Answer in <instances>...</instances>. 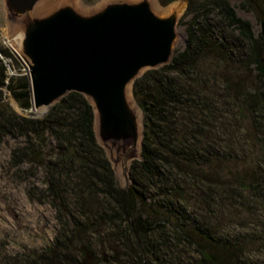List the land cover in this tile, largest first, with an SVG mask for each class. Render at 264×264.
<instances>
[{
  "label": "trees",
  "instance_id": "trees-1",
  "mask_svg": "<svg viewBox=\"0 0 264 264\" xmlns=\"http://www.w3.org/2000/svg\"><path fill=\"white\" fill-rule=\"evenodd\" d=\"M188 2L193 19L185 48L132 86L143 135L127 188L96 139L93 106L83 93L69 92L41 117L12 109L4 88L29 109L30 79L8 74L5 60L19 64L0 46V144L15 141L12 177L26 183L30 200L51 206L58 224L52 245L29 255V264H250L249 238L264 244V227L257 234L248 224L255 212L232 228L236 233L225 232L220 218L234 223L239 209L252 204L264 211V169L228 168L234 145L260 142L264 128V39L229 0ZM217 19L231 38L221 36ZM251 65L259 86L243 79ZM243 120L252 132L242 137Z\"/></svg>",
  "mask_w": 264,
  "mask_h": 264
},
{
  "label": "water",
  "instance_id": "water-1",
  "mask_svg": "<svg viewBox=\"0 0 264 264\" xmlns=\"http://www.w3.org/2000/svg\"><path fill=\"white\" fill-rule=\"evenodd\" d=\"M39 1L7 4L17 15L34 11ZM177 12L158 16L142 0L111 3L90 16L61 7L35 17L22 40V56L30 60L32 109L44 113L69 92L78 91L97 109L102 131L125 133L136 141V117L125 88L133 86L142 69L168 63ZM260 26L264 39V19Z\"/></svg>",
  "mask_w": 264,
  "mask_h": 264
},
{
  "label": "rangeland",
  "instance_id": "rangeland-1",
  "mask_svg": "<svg viewBox=\"0 0 264 264\" xmlns=\"http://www.w3.org/2000/svg\"><path fill=\"white\" fill-rule=\"evenodd\" d=\"M41 1L43 0H40L39 2ZM139 1L142 0L136 2ZM147 1L150 5H152V3L156 4L159 8L178 7L175 38L172 44L171 56L168 61L170 62L171 58L179 51L183 50L187 43V30L193 19V14L188 12L189 2L188 0H174L167 5H162L160 0ZM198 1L200 2L201 0ZM119 2L135 3L132 0H73L74 5L80 6L83 10L87 11L86 14L100 12L104 10L108 4ZM229 2L234 7L237 15L249 20L255 34H259L261 31L260 21L262 20L260 15H264V6L262 5L261 8L259 7L258 9H255L250 5H243V0H229ZM52 11L49 12L51 13ZM34 13L35 9L34 11L16 15L8 7L7 0H0V46L7 48L19 64L17 65L12 59L5 60L8 63L7 70L9 75H17L19 72L28 74L30 60L20 55L13 47V44L16 43V39L23 40L26 29L34 21ZM48 13L45 12L44 14L46 15ZM158 16L161 15L159 14ZM216 21L217 24H219V30L222 34L221 36L231 38L229 37V29L223 25V23L220 24L221 22H219V19ZM19 34L22 35V38H19ZM232 53L233 57L235 56L237 59L240 57L238 50H234ZM251 68L252 73H249L248 75L242 74L244 77L243 79L249 86H259L256 80L257 71L254 69V65H251ZM148 69L150 68H144L142 69V72L144 73ZM129 89L132 103L131 108L134 111L137 122L138 137L136 141H134L133 136L126 137L125 133L119 135L118 133L114 134L112 132L102 131L101 117L97 112V109L95 108L94 110L93 107L96 139L104 148L105 153L113 166L118 184L123 188H127L131 182L129 177L131 162L134 159L141 157V140L143 133V112L133 96L132 86ZM4 92L5 101L12 107V109H14V111L21 115L41 117L51 108V106L46 108V112L44 113H41L43 110L36 111L33 110L32 107L24 109L6 88H4ZM91 104L93 106V103ZM238 124L242 137L251 134L250 132L252 131L250 124L246 120L239 121ZM246 141L242 140L240 143L237 142L234 145L236 150L233 154V158L230 156L232 160L228 162V168L236 171L240 170L242 173H246V171H249L252 168L257 171L263 170L264 128L262 127L259 131L260 142L252 143V141ZM15 144L14 140H9L7 143L0 144V264H3L1 261H4V259L7 262H16V264H29V260L27 259L28 256L34 251L42 252L52 245L53 239L58 231V224L54 216V210L51 206L30 200L26 192V183L18 182L12 177V170L9 168L8 161L10 150ZM234 158L236 160H234ZM230 172L232 171H228V173L226 172V175L233 178ZM40 179L42 180V176H40ZM253 212H255L257 216L250 217V213ZM247 216H249L251 220L248 222V224L250 223L249 227L255 229L254 231L258 234V230H261V226L264 227V225H262V222L264 221V211L255 208L254 204L250 205L249 209H239L238 217L236 216V221H234V223L229 222L228 218L230 217H228V215H221V220H224L226 224L225 232L236 231L232 230V228H241L240 223L247 221ZM246 226L248 227V225ZM245 228L244 230L248 231V229ZM250 228L249 230H252ZM249 239L248 242L251 244L246 247V252H249V254H247L250 257L249 263L264 264V244H255L253 243L252 238ZM186 252L187 253L184 254L185 258L189 257L192 259L190 256H195L193 255V251L187 250ZM190 261L194 260L189 259L187 262Z\"/></svg>",
  "mask_w": 264,
  "mask_h": 264
},
{
  "label": "bare ground",
  "instance_id": "bare-ground-1",
  "mask_svg": "<svg viewBox=\"0 0 264 264\" xmlns=\"http://www.w3.org/2000/svg\"><path fill=\"white\" fill-rule=\"evenodd\" d=\"M132 1L136 2L138 0H132ZM61 7H71L78 15H81V16H90V15L95 14V12L86 14L87 11L83 10L82 7L80 6L74 5L73 0H43L36 7L34 15L35 17L39 15L41 16L45 12L48 13L49 11H52L54 9H58ZM151 8L156 14L158 15L160 14L161 16H164V17H169L170 15H173L178 10V7L159 8L158 6H156V4H153V3L151 5ZM20 37L22 38L21 34H19V38ZM13 47L20 55H22V41L20 39H16V43L13 44ZM130 87L131 86H128L125 88V97L127 99L128 104L132 107L131 97L129 93Z\"/></svg>",
  "mask_w": 264,
  "mask_h": 264
}]
</instances>
